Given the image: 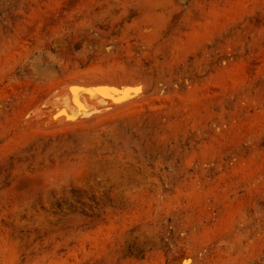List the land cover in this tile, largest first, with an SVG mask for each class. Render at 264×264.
Segmentation results:
<instances>
[{
	"label": "rangeland",
	"instance_id": "obj_1",
	"mask_svg": "<svg viewBox=\"0 0 264 264\" xmlns=\"http://www.w3.org/2000/svg\"><path fill=\"white\" fill-rule=\"evenodd\" d=\"M0 264H264V0H0Z\"/></svg>",
	"mask_w": 264,
	"mask_h": 264
},
{
	"label": "bare ground",
	"instance_id": "obj_2",
	"mask_svg": "<svg viewBox=\"0 0 264 264\" xmlns=\"http://www.w3.org/2000/svg\"><path fill=\"white\" fill-rule=\"evenodd\" d=\"M127 84V80L120 78L63 82L53 89L45 103L42 101L48 107L40 108H48L50 113L46 120L41 117L40 122L79 123L125 106L139 95L138 89H130Z\"/></svg>",
	"mask_w": 264,
	"mask_h": 264
}]
</instances>
